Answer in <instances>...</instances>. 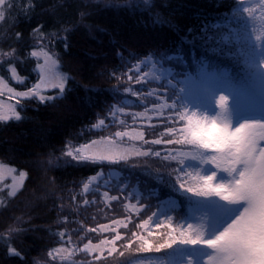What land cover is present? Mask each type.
Listing matches in <instances>:
<instances>
[{
	"label": "trees",
	"instance_id": "16d2710c",
	"mask_svg": "<svg viewBox=\"0 0 264 264\" xmlns=\"http://www.w3.org/2000/svg\"><path fill=\"white\" fill-rule=\"evenodd\" d=\"M10 3L4 8L5 19L0 21V53L14 52L19 59L9 62L0 55V76L18 90L31 88L38 81L40 61L30 53L44 45L56 55L68 79L63 95L51 90L46 93L56 97L51 101L24 100L22 106L18 105L21 120L0 121V163L27 174L14 196L7 195V187L0 192V264H135L141 260H167L172 250L140 253L136 251L137 244L131 250L122 246L133 231L146 235L136 225L153 212L160 220L171 215L173 224L207 217V237L235 205L174 190L178 187L172 171L179 167L176 162L133 156L117 164L91 163L73 160L66 152L93 140L114 137L116 131L135 129L144 131L146 138H156L167 130L166 126H183L179 121L167 125L151 112V120L138 118L133 122L132 113L143 112L158 101L146 95L134 96L126 91L128 88L137 93L156 89L169 102L179 96L178 107L186 102L191 110L208 113L212 108L200 107L195 101L209 97L208 91L220 83L230 93V84L241 93L233 96L229 105L235 121L249 113L264 115V64L259 69L264 47L254 39L256 35L264 37V13L259 0ZM245 6L254 9L251 18L242 11ZM41 33L44 41L40 40ZM53 34L66 39L47 43ZM10 63L15 64L23 84L12 79ZM153 64L168 71V75L160 80L147 75L145 82L135 83L137 76L152 71ZM128 75L134 79L129 81ZM188 76L201 84L193 102L185 95L188 87L181 82ZM165 115L175 113L166 110ZM100 119L105 124L97 127ZM120 143L144 150L153 148L162 154L173 147L143 145L127 137ZM177 150L187 149L177 146ZM190 163L194 162H185ZM203 167L211 169V165ZM85 184L89 185L87 191ZM3 185H10V180L1 181L0 187ZM105 191L118 199L105 198ZM85 199L88 204L83 203ZM114 220H124L127 227L117 229L124 239L117 242V251L111 255L105 251L98 260L95 253L76 252L69 254L68 260L58 256L53 260L48 255L63 246L82 248L89 239L99 244L112 238V231L89 233L87 229L112 225ZM60 232L66 234L63 241ZM69 236L70 244L65 243ZM10 249L20 255L11 254ZM203 250L183 246L178 255L195 262Z\"/></svg>",
	"mask_w": 264,
	"mask_h": 264
},
{
	"label": "snow or ice",
	"instance_id": "6c2138e0",
	"mask_svg": "<svg viewBox=\"0 0 264 264\" xmlns=\"http://www.w3.org/2000/svg\"><path fill=\"white\" fill-rule=\"evenodd\" d=\"M261 11L264 13V0H259ZM10 0H0V21L5 19V7H10ZM248 17H252L254 9L251 6L242 8ZM39 30L37 29L36 32ZM18 38H19V34ZM66 39L56 37L55 34L48 38L47 43H52L54 39ZM44 34H40V40L44 41ZM255 41L258 46L264 47V37L256 35ZM67 48V43H65ZM11 62L14 58L19 59L14 52L0 53ZM31 57L39 58L41 55L45 58V65H37L40 69L39 80L26 91H17L9 86L7 81L0 77V96H7L8 101H15V104H6L0 100V121L8 122L10 120H21V114L17 111V106H22L24 100L37 99L40 103L55 99L54 96L43 94L49 87L59 89V95L65 92V78L58 75L53 67L55 61L45 51L44 47L40 51L33 50ZM51 61V64H49ZM264 64V59L259 64ZM45 66L47 70L45 71ZM8 71L12 79L17 83L23 84L24 79L17 74L14 63H10ZM137 76L135 83L145 82V77ZM134 78L128 75V80ZM232 95L215 94L207 98H201L195 101L200 107L211 109L216 108L219 111L214 115H209L206 111L191 110L186 102L178 107L179 96L171 102L162 96L156 89L147 93H137L131 88L126 89L134 96L154 97L158 103H153L146 107L143 112L132 113L133 122L138 118L151 120L149 113L155 114L158 118L167 121V125H175L177 121L183 126H166L167 130L159 132L156 138H146L144 131H116L114 137H103L100 140H93L91 144L70 149L66 152L68 157L76 161H88L91 163H109L117 164L121 161H127L132 154L136 157H158L161 161L176 162L179 167L172 171L175 174V180L178 187L174 190L182 195L188 194L191 197L218 198L220 201L231 205H243L234 219L217 234L211 238H205L207 232L206 219L197 216L195 222H181L173 224L171 215L160 220L156 212H153L146 220L138 223L136 227L146 231V235L133 231L131 239L122 246L126 250H131L133 244H137V252L140 253H161L172 250V255L167 259L148 260L146 264H193L190 257L181 258L178 253L181 247H201L206 250L207 258L204 264H264V122L246 121L233 127L229 119V105L233 96L241 94L238 89L228 84ZM180 88L179 92L183 93ZM144 102V101H142ZM175 113V115H165V111ZM122 111V109H117ZM121 124L124 121H120ZM105 124L104 119L99 120V126ZM155 129L156 125H150ZM127 137L129 140L140 141L143 145H166L173 146L167 148L162 154L160 150L148 148H128L121 145V141ZM179 149H187L177 150ZM186 161L194 163L185 164ZM204 165H211V169L204 168ZM191 169V170H190ZM12 173V184L0 187V192L4 188H9L8 196H14L19 186H22L26 178L25 172L16 173L15 169L8 168ZM5 168L0 165V181L4 179ZM221 174H224L221 177ZM89 185H84V190H88ZM105 198L117 200V196L109 197V193H103ZM84 204H88L87 199ZM135 208L136 205H131ZM178 207V205H176ZM191 211V210H190ZM156 218L155 220L153 218ZM152 222V226H150ZM119 227H127L124 220H114L112 225L101 224L99 229L89 227L87 232H105L112 231L115 235L110 239H103L99 244H93L89 239L83 244L82 248L71 247L70 249H53L48 255L57 259V254L67 251L70 255L76 252H84L89 255L95 253V259H100L106 251L108 255L117 251V242L124 237L117 230ZM155 228L156 231H153ZM163 228L165 231H159ZM64 232H60L61 240H64ZM151 238V239H150ZM65 243H71V236ZM10 253L19 256L20 253L10 249ZM123 256L124 252H120ZM65 259L66 257H61Z\"/></svg>",
	"mask_w": 264,
	"mask_h": 264
},
{
	"label": "rangeland",
	"instance_id": "374dc122",
	"mask_svg": "<svg viewBox=\"0 0 264 264\" xmlns=\"http://www.w3.org/2000/svg\"><path fill=\"white\" fill-rule=\"evenodd\" d=\"M41 47H44V49H45V51H48V53H49V55L52 57V60H54L55 61V65H54V67H53V70L58 74V75H60V76H62V77H64L65 78V80H66V82H65V87H66V84H67V79H68V75H66L61 69H60V64H59V62H58V60H57V57H56V55L53 53V52H51L49 49H48V47H46V46H44V45H40L38 48H36L35 49V51H40V48ZM39 61H40V64L39 65H45V58L41 55L39 58ZM49 64H51V61H49ZM153 69H152V71L148 74V76H149V78H151V79H155V80H160L161 78H163L164 76H167L168 75V73H166V72H168V71H166V72H164L163 70H161V68H158L155 64H153ZM47 70V66H45V71ZM38 72H40V69L38 68ZM18 74V73H17ZM19 75V74H18ZM20 76V75H19ZM1 77V76H0ZM21 77V76H20ZM22 78V77H21ZM15 82H17L15 79H13ZM38 80H39V78H38ZM38 82V81H37ZM36 82V83H37ZM181 82L184 84V85H186L188 88H187V90L185 89V95L188 97V99L190 100V101H195V97H196V95H197V89H198V87H200V85L201 84H199L197 81H195V79H193L192 77H190V76H188L187 78H181ZM9 84V83H8ZM9 86H11V87H13L12 85H10L9 84ZM222 86H223V84L222 83H220L219 85H216V88H214L213 90H211V91H208L209 92V94H210V96L211 95H215V94H217V93H219V94H227V95H232V92L230 91V93H228V92H226V91H224V88H222ZM14 88V87H13ZM16 89V88H15ZM203 89V88H202ZM17 91H26V90H28V89H26V90H18V89H16ZM51 90H59V89H53V88H48L47 90H45L44 92H43V94L44 95H46V93L48 92V91H51ZM0 100H4V102L6 103V104H8V103H11V104H15V101L13 100V101H8L7 100V96L5 95V96H0ZM230 104H231V102H230ZM229 119H230V122H231V124H232V126L233 127H236V126H238L240 123H243V122H246V121H250V120H254V121H261V122H264V117H261V115H259V116H257V117H241L240 119H238V121L237 122H235V120L232 118V116H231V110H232V106H230V108H229ZM17 111L19 112V110H18V106H17ZM219 110L218 109H216V108H212L211 110H210V112H208V114L209 115H212V116H214L217 112H218ZM252 118H254V119H252ZM234 120V121H233ZM234 122V123H233ZM98 140H100V139H98ZM91 144V143H90ZM122 146H124V145H122ZM124 147H128V148H131V147H133V145L132 146H124ZM137 148V147H136ZM133 156H135L134 154H132L131 156H130V158L131 157H133ZM0 165H3L4 166V168H5V172H4V179L3 180H6V179H9L10 180V185L12 184V173H9L8 171H7V169L8 168H12V169H15L14 167H12V166H9V165H6V164H3V163H0ZM16 170V169H15ZM191 170V169H190ZM18 171L16 170V173H17ZM18 174V173H17ZM1 182V181H0ZM22 186H23V184H22ZM22 186H19L18 187V190L16 191V193L21 189V187ZM242 207H243V205H240V206H238V208H237V210H236V212L234 213V215H233V217L231 218V220L232 219H234L235 218V216L238 214V212L242 209ZM231 220L229 221V222H224L223 224L224 225H222V226H220L219 227V229L217 230V232H214L213 234H212V236L213 235H215V234H217L219 231H222L230 222H231ZM211 238V237H210ZM62 248H64V249H70L69 247H66V246H63ZM59 249H61V248H59ZM57 256L58 257H66L65 259H69V253L67 252V251H65V252H61V253H58L57 254ZM206 258H207V253H206V256H205V258H204V260H203V262H202V264H204V261L206 260ZM148 260H141V261H139V262H137V263H135V264H146V262H147Z\"/></svg>",
	"mask_w": 264,
	"mask_h": 264
}]
</instances>
